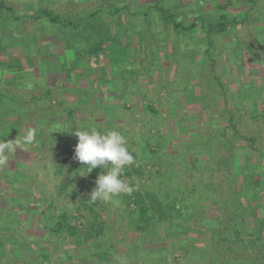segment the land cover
<instances>
[{
  "label": "crops",
  "instance_id": "crops-1",
  "mask_svg": "<svg viewBox=\"0 0 264 264\" xmlns=\"http://www.w3.org/2000/svg\"><path fill=\"white\" fill-rule=\"evenodd\" d=\"M27 1H16L18 10L25 11L22 15L25 19L18 27L19 51L11 58L6 57L9 68L13 66L18 73L5 79L7 84L14 85L15 92L2 95L0 91L2 112L27 110L16 92L26 89L30 95L32 81L36 90L43 87L48 97H55L50 111L72 115L90 107L110 115L117 108V131L124 128L122 135L127 138L131 154L136 149L132 139L135 133L127 132L130 117L134 119L132 131L145 137L144 150L152 148L153 164L159 167L152 171V166L147 165L149 157L139 158L142 166L138 172L145 176L161 174L166 179L153 181L149 186L151 194L167 195L169 199L178 197L179 210L185 209V205L180 206L179 196L189 192L188 184L193 193L223 195L210 200L224 211L214 220L196 222L199 232L195 246L188 252H180V258L189 257L187 264H264L261 259L264 250L258 244L264 235L255 228L264 223V6L255 9L252 4L248 7L234 0H221L218 8L219 1L211 4L212 0H198L197 6L189 11L166 15L153 7V0H29L31 12L27 13L20 7ZM201 1L206 7L199 6ZM63 5L66 9L59 8ZM46 12L60 23L51 22ZM52 26L57 33L49 38L40 35L42 31H51ZM25 31L29 32L27 36L22 34ZM12 41L7 36L3 42ZM39 45L43 54H32L31 50L36 51ZM154 94H159L157 109L148 105ZM105 118L98 119L100 129L108 126ZM147 119L154 120L159 134L148 137L153 125ZM4 128H8V119L0 118V144L7 142ZM57 139L51 136L47 140L56 145ZM75 162L78 161L74 158L72 170L67 171L69 178L78 174ZM78 166L82 164L78 162ZM19 170L13 172L15 182L19 178L37 182L36 174ZM45 176L50 180L61 175L54 172ZM205 178L210 181L207 183ZM157 181L162 182L160 186ZM246 182L253 191L257 188L259 195L252 203L240 195V205L249 214L235 218L230 202L239 200L237 194L244 192ZM257 182L263 183L262 188L254 185ZM0 184L1 194L9 196L3 191L11 184L6 181L7 188H3L5 181ZM68 187L69 184H59L57 201L68 200L71 194ZM85 187L93 190L96 184ZM35 188L34 183L28 191ZM134 189L142 191L139 187ZM203 200L199 207L205 205L206 199ZM54 201L40 199L39 203L41 214L50 220L67 211L53 206ZM117 201L107 205L115 206L112 209L118 212V198ZM80 207L74 212H79ZM87 212L98 217L97 223L112 222L117 226L113 242L114 247L117 244V249L114 248L117 264H144L145 257L157 263L161 259L159 263L166 264L164 259L171 251L147 249L143 237L131 231L130 219L107 220L100 209L93 207ZM183 216L173 215L168 224H182ZM44 220L42 223L50 226ZM201 224L206 225L204 233L199 229ZM235 224L245 226L246 230L252 226L249 228L252 231L227 232L232 241L225 249L215 238L219 236L217 231L220 225ZM153 233L155 230L149 229L147 236ZM188 236L183 240H189ZM94 243L96 240L91 239L81 252L73 251L74 255H80L85 264H107L109 260L101 255L102 251H96ZM166 260L168 263L169 259Z\"/></svg>",
  "mask_w": 264,
  "mask_h": 264
},
{
  "label": "rangeland",
  "instance_id": "rangeland-1",
  "mask_svg": "<svg viewBox=\"0 0 264 264\" xmlns=\"http://www.w3.org/2000/svg\"><path fill=\"white\" fill-rule=\"evenodd\" d=\"M17 0H0V2H5L6 6L13 7V11L8 12L7 10H4V13L0 15V91L1 93L5 94H13L15 92L14 85L13 84H7L5 79L12 75L13 73H18V70H16L13 66L12 68H9V65L7 64L8 58H11V55L13 53H17L19 51L18 45H16L17 42V36H19V24L22 23V21L25 19L24 16H22L25 11L18 10V7L16 5ZM198 0H153L154 6L158 10H162L166 15H172L177 11H183L187 10L189 11L190 8L197 6ZM218 2L217 7H220L221 0H212L211 4ZM238 3H244V6L250 7V4H252L249 0H234ZM257 5H255V9H258L262 6H264V0H256ZM27 4H21L20 7H23L21 9L26 10L27 13L31 12V10H28V5L30 1L28 0L26 2ZM27 5V6H26ZM181 5V6H180ZM253 5V4H252ZM251 5V6H252ZM26 6V9H25ZM202 8L206 7L205 3L201 1ZM61 9H66V7L59 6ZM253 8V7H251ZM29 11V12H28ZM64 11V10H62ZM36 13V12H35ZM18 17H21V19H18ZM38 22V20H36ZM41 21V20H40ZM34 25H37L35 22ZM51 31L48 30L46 33L42 31L40 35H45L48 38L50 36H53L55 33H57L58 30H54L53 26L51 27ZM8 32V33H7ZM27 33L29 32H22V34L27 36ZM37 34V32H33ZM11 36V39L13 38V41L10 43L3 42L5 37ZM46 49V48H44ZM31 53H36L38 55H42L43 51L41 46H38V49L31 50ZM13 54V56H15ZM24 56H27L24 54ZM8 57V58H6ZM27 61V59H26ZM5 62V63H2ZM28 63V62H27ZM15 65V64H14ZM27 76L26 74H23ZM23 78V77H22ZM30 85V84H29ZM34 83L32 81L31 87L33 89L31 94L29 95L27 93L28 90L24 89L20 92H16L17 96L20 97V104L23 106L25 112L20 113L18 110H15L14 112L10 111H4L2 112V107L0 110V118L4 121L8 119V128H4V133L6 135L7 142H12L13 144V151L8 154L7 156V162L3 165H0V183H3L5 181V185H3V188H7L6 181L11 184V186H8L4 189L8 192L9 196L7 194H1L0 189V236L3 234L5 235H14L16 238H19L24 243H28L29 246L33 250H29L28 248H24L20 253H15L17 257H22L24 254L25 257H27V260H21L20 258L17 260L9 261V263L5 264H82L84 263L82 260H71L67 259L66 256L68 254V250L75 248L74 239L68 238L66 240L54 241L53 237L50 235L48 229L45 228V224L42 223L43 218H45L44 221H47L50 226H53L56 218L50 220L43 214H41V208L39 207L40 199H52L56 200L54 203H52L53 206L59 207L61 210L64 208V210H67L66 212L75 215L76 213L81 214L80 212H74V209L77 210V208L80 207V204L82 203V213L85 215L83 216L86 224L81 228L83 231L86 226L89 227L93 222L95 223V220H99L97 216L95 215H88L87 209L89 207H93L94 209H97L101 211L102 216L104 219L110 220L112 218L120 217L125 220H129L131 222L132 228L131 231L134 233H138L139 236L144 240V243L146 245L147 249H167L170 250V256L164 259V263L166 264H187V260L189 257L180 258V252H183V250L187 249H193V246H195V236L197 235L198 229L196 222L201 221L203 223L205 220H214L218 218L217 216L220 215L221 212L224 211V208L221 207V209L217 206V203H214V201L217 199V196H223L220 193L218 194H210V193H193L191 190H194L192 186L189 184L187 185L188 191L185 195H187L186 200L183 202L182 207L185 205V209H183V222L180 225L175 224L172 222L171 224H166V229L161 228L158 231V235L156 233H153V235H148V231H136V225L137 220L135 217L130 214V212L136 211V206H131V202L126 200V195L122 194L118 196V200L120 203L119 210H113L110 207V205H107L103 202H96L92 203L90 202V193L92 192V187H85V185L92 186L93 183L96 184V177L94 175L101 174L104 169L102 167H97L94 169L91 173L87 175L88 170L86 168V165H83L81 167H76L78 174L74 177L69 178L67 171L72 170V163L75 156V147L78 142V137L74 134L75 130H89L91 128H96L100 132L104 133L110 130H116L117 131V108H115L114 112L104 113L96 111L95 108H92L90 110V107H87L85 112H74L72 115H67L66 112L62 111H50V106H54L52 102L55 100L54 98H50L45 94V88H40L38 90L35 89ZM40 87V86H38ZM2 93V95H3ZM27 93V94H26ZM155 95V94H154ZM153 95V96H154ZM159 95V94H156ZM151 98V97H150ZM159 98V97H158ZM6 107V106H5ZM43 107L45 110H42ZM129 114V113H128ZM126 115V114H125ZM107 118V124L108 126L106 128H99L98 119L105 117ZM108 116V117H107ZM110 116V117H109ZM105 118V119H106ZM132 117L128 119L129 121V128L131 130H127L130 132H134L132 139L134 140V147L136 149V153L132 154L134 157L135 163L131 166H128L125 171L128 172H134L132 175H130V180L132 182V185L134 187H139L142 189L143 194L150 192L152 190L149 186H152L153 181L155 180H161L165 179V177L161 174L158 176H145L142 174H138V170L141 168V160H144L145 158L149 157L148 161V167H151V170H158L159 167L155 166L153 164V156L151 154L152 148L150 147L144 150L145 143V137L143 136H137L135 131H132V124H133ZM13 122V123H12ZM15 122V123H14ZM146 122L148 124H152V128L149 130L150 134H148V137L153 136L154 134H159L160 130L158 127H156L154 120L147 119ZM14 126V127H13ZM15 128V129H13ZM119 132L122 134L124 133V128L120 129ZM33 134V141L29 144L23 143V137L28 134ZM154 133V134H153ZM153 134V135H152ZM51 136H54L56 139L59 138L62 140L59 142L57 139L58 144H54L53 141L49 142L47 139H50ZM155 136V135H154ZM45 141L46 143L42 145V142ZM77 141V142H76ZM6 142V143H7ZM45 145V146H44ZM146 156V157H145ZM152 156V158H151ZM141 158V160L139 159ZM50 161H52L50 163ZM17 165H20L19 168ZM25 168H24V167ZM20 169V170H19ZM16 170H19V172L22 170L33 172V174H36L38 176L37 182H34L32 178H30L28 181L22 178H19L16 180V175L13 174ZM76 170V169H75ZM153 171V170H152ZM54 172L60 174V177H55L52 179H47L45 176L46 174H53ZM60 172V173H59ZM86 172V173H85ZM162 172V171H161ZM27 173V172H26ZM64 173V174H63ZM86 175V176H85ZM158 177V179H157ZM91 178V179H89ZM95 178V179H94ZM92 179H94L92 182ZM208 178H205V181L208 183ZM166 180V179H165ZM44 181L47 183L44 184ZM57 181V182H56ZM63 181V182H61ZM90 181V182H88ZM35 183V190L31 189V192L28 191L29 188H33V184ZM69 184V193H71L68 196V200H65L64 202L57 201V188L59 187V184ZM158 186L161 185L162 182L157 181ZM44 184V185H43ZM43 185V186H42ZM255 186H259L262 188L263 183L257 182L254 184ZM253 185V186H254ZM0 186H2L0 184ZM249 186L252 187V185H249V183H245L243 188V193L241 195H245L247 197V200L252 203L253 200H256V196L259 195L257 188L252 189L249 188ZM40 187V189H39ZM248 187L247 191L245 190ZM146 189H148L146 191ZM41 190H45V193ZM75 195L74 196L72 195ZM189 194V195H188ZM2 198L4 201H2ZM116 198V200H117ZM210 198L214 199V201L210 200ZM203 199H206L205 201V207H199V205H202ZM121 200V201H120ZM240 201V199H239ZM224 202V201H223ZM185 203V204H184ZM231 203V213L235 214V211L237 209V202H230ZM204 204V203H203ZM209 204V205H208ZM225 204V203H224ZM221 206H225V205ZM86 205V207H84ZM129 205V207H128ZM188 207H187V206ZM208 205V206H206ZM50 206V205H49ZM89 206V207H87ZM116 208V207H115ZM3 210V213H1ZM98 212V211H96ZM95 212V214H96ZM3 214V215H1ZM58 214V213H57ZM99 222V221H98ZM128 225V222H127ZM127 227V226H126ZM220 227V226H219ZM252 226H248V229ZM105 228L110 230V235L112 237V241H114V236L117 233V226L114 225L112 222H108L105 224ZM209 228V227H208ZM246 228V227H245ZM200 231L206 230V225L201 224L199 226ZM211 231V228L208 229ZM214 232L215 230L212 229ZM246 230V229H245ZM121 232H124L122 229L119 230ZM136 231V232H135ZM185 231V232H184ZM161 234V235H160ZM185 234V235H184ZM189 235V240H183V238L187 235ZM249 235V234H248ZM249 237H252V235H249ZM41 238V239H40ZM198 238V237H196ZM59 240V239H58ZM156 241V242H155ZM61 242V243H60ZM204 242V241H203ZM207 245L205 248H210L209 241H206ZM204 244V243H203ZM205 245V244H204ZM217 246V245H216ZM204 248V246L202 247ZM4 254L5 257L2 256V260L7 259L6 257L10 250L8 248H4ZM14 249H19L17 246H14ZM115 249H117V244ZM75 250V249H73ZM20 255V256H19ZM169 259L168 263L167 260ZM261 259L264 262V253L261 256ZM60 260H62L60 262ZM109 260H114L115 264H117V261L113 256L109 258ZM144 264H158L161 263V259L158 260L159 262H155L154 260H151L150 258L145 257ZM159 263V264H160ZM85 264V263H84Z\"/></svg>",
  "mask_w": 264,
  "mask_h": 264
},
{
  "label": "trees",
  "instance_id": "trees-1",
  "mask_svg": "<svg viewBox=\"0 0 264 264\" xmlns=\"http://www.w3.org/2000/svg\"><path fill=\"white\" fill-rule=\"evenodd\" d=\"M249 1L253 4V8L255 7V5H257L256 0H249ZM4 10L11 12L13 11V8L6 6L5 2H0V15L4 13ZM46 15L51 20V22L60 23V20L57 17L50 14L49 12H46ZM2 98L3 97L1 96L0 93V101L2 100ZM74 165L75 167H78V162L77 163L75 162ZM133 173H134L133 171L130 172L129 170L128 172L124 171L123 177H129ZM141 173L138 172L139 175ZM132 189H133L132 193L127 194L125 197L126 200L128 201V204L129 202H131L136 206L135 209L136 211L130 212V214L133 216V218L135 217V219L137 220L136 230L138 232L148 231L149 229H152L155 230L156 233V231H158L159 229L161 228L164 229L166 227V223H168L169 220L173 219V215L184 214L183 209L180 208L179 210L177 207L178 197L171 196V198L169 199V196L167 195H164V197L156 193H154L153 195L148 191L147 193L143 194L140 191H136L134 187H132ZM237 195L240 199L241 194L238 193ZM186 197L187 195L179 196L180 206L183 204L184 200H186ZM236 202L238 203L237 209L235 211V214L232 215L235 218L240 216L246 217L248 212L247 213L244 212L242 206L240 205L239 200ZM168 210L170 212H168ZM79 212H81V214H79L80 217H83L84 214L82 213V210H80ZM73 220H76L73 214L71 215L68 212H62L59 216L56 217V221L53 226H49V225L45 226V228L48 229L50 235L53 237L54 241H58V243L59 241L66 240L68 238L74 239L73 243L75 244L76 247L72 248L71 250L70 249L68 250V257H70L72 261L76 259L82 260L80 255L75 256L73 251L79 250V252H81L83 245L89 243L91 239L96 240V243H94V247L96 251H102L103 253H101V255L105 256L108 260L111 256L114 255L115 260L117 261V253L114 251L115 247L113 245L112 237L110 235V230L105 228V224H100L95 222L92 223L89 227H87L88 226L87 225L86 228L83 231H81L82 229H79L78 227L72 225ZM244 227L236 224L231 226L220 225L219 230L217 231V233H219V236L217 235L215 238L216 240H218V242L223 243L222 245L223 248L228 249L227 247L232 240L227 237V232H231L232 230H235L237 231V233H242V232L248 233L252 231L248 228L247 230H245ZM255 228L257 229V232H259L260 235H264V223L255 226ZM258 244L264 250V238H259ZM14 246H17L19 249H14ZM4 248H8L10 252L6 256L8 258L2 260V256L5 257V255H3L5 250ZM24 248L33 250L28 243L22 242V240L16 238L14 235L3 234L2 236H0V264L9 263L10 260L13 261L19 258L22 261L27 260V257H25L24 254L22 255V257H17L18 255L14 256L16 255L15 253L18 252L20 253ZM187 251H189V249H187ZM61 261L62 260H60V262ZM107 264H115V262L114 260H109Z\"/></svg>",
  "mask_w": 264,
  "mask_h": 264
},
{
  "label": "clouds",
  "instance_id": "clouds-1",
  "mask_svg": "<svg viewBox=\"0 0 264 264\" xmlns=\"http://www.w3.org/2000/svg\"><path fill=\"white\" fill-rule=\"evenodd\" d=\"M78 137L74 158L88 170L87 175L97 167L104 171L96 179V187L90 193V202L118 203L116 198L122 194H131L132 187L122 178L125 169L135 163L127 146V138L119 131L100 132L96 128L75 130ZM32 133L23 137V143L33 141ZM13 151L12 142L0 144V165L7 162V156ZM86 176V175H85Z\"/></svg>",
  "mask_w": 264,
  "mask_h": 264
},
{
  "label": "built area",
  "instance_id": "built-area-1",
  "mask_svg": "<svg viewBox=\"0 0 264 264\" xmlns=\"http://www.w3.org/2000/svg\"><path fill=\"white\" fill-rule=\"evenodd\" d=\"M163 95V94H162ZM159 96L158 95H154L150 98L149 102H148V105L152 108H155L157 109L158 108V105H159ZM123 179L131 186L133 187L132 185V182L130 180V177H123ZM127 195V194H125ZM131 206H134V204H132ZM74 217L76 218V220H73L72 221V225L73 226H76L78 227L79 229L83 228V226L86 224V221L83 217H80L79 214H75Z\"/></svg>",
  "mask_w": 264,
  "mask_h": 264
}]
</instances>
